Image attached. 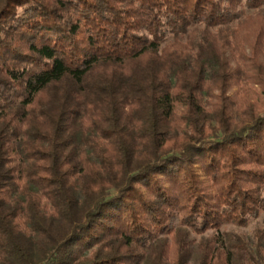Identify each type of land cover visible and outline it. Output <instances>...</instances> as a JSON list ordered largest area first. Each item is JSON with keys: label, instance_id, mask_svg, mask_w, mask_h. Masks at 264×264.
<instances>
[{"label": "trees", "instance_id": "trees-1", "mask_svg": "<svg viewBox=\"0 0 264 264\" xmlns=\"http://www.w3.org/2000/svg\"><path fill=\"white\" fill-rule=\"evenodd\" d=\"M245 12L264 0H0V264H264V224L222 230L264 212Z\"/></svg>", "mask_w": 264, "mask_h": 264}, {"label": "rangeland", "instance_id": "rangeland-1", "mask_svg": "<svg viewBox=\"0 0 264 264\" xmlns=\"http://www.w3.org/2000/svg\"><path fill=\"white\" fill-rule=\"evenodd\" d=\"M246 15V21L248 22L246 25H244L243 30H246L245 34L247 39L250 40V38L253 36L252 32L255 34L258 32L261 33V39L263 40L264 37V31H261L260 28L263 27L264 30V16L256 15L253 12H245ZM260 30V31H258ZM258 31V32H257ZM256 34V35H257ZM240 35V36H243ZM262 61L261 66L257 67H247L245 68V74L249 78L250 83H248L249 90L251 92V97H253V101L256 102V106H258V110L260 112L264 111V59L260 58ZM258 59V60H260ZM235 63L231 62V66L234 67ZM243 66L242 64H239V67ZM238 67V68H239ZM238 78V77H236ZM241 87H234L232 88L228 94H232L234 92H239ZM254 94V96H252ZM212 102V101H210ZM186 109L182 106L176 104L175 105V116L178 117L183 114V112ZM198 163H195L192 167L195 174L198 175L199 179L205 183V185L209 186V189L213 192H215L214 188H212V185L209 182V179L207 175L202 171L200 166V161H197ZM146 194V193H145ZM264 224V212H262L258 218L257 221L250 223L247 227L244 228H238L234 226H228L223 227L222 230L226 231H234L235 233H238L240 235H251L253 231L257 228H262Z\"/></svg>", "mask_w": 264, "mask_h": 264}]
</instances>
